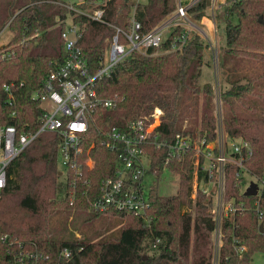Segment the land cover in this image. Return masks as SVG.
<instances>
[{
  "label": "trees",
  "instance_id": "1",
  "mask_svg": "<svg viewBox=\"0 0 264 264\" xmlns=\"http://www.w3.org/2000/svg\"><path fill=\"white\" fill-rule=\"evenodd\" d=\"M0 1V31L6 26L12 32L0 45V126L12 124L17 132L26 133L38 129L42 112L32 94L65 57L60 33L67 17L84 24L78 44L88 72L95 74L115 32L113 25L127 29L133 15L144 32L176 6V0H104L99 5L102 20H95L84 13L86 2L95 0H82L74 4L76 8L63 0ZM208 4L209 0H198L190 5V19L201 20ZM219 14L224 40L218 68L227 83L219 91L222 124L227 136L249 143L251 154L242 171L231 162L224 167L223 200L233 207L220 222L216 264H250L255 252L264 251V187L256 195H245L241 189L244 172L256 181L264 173V0H226ZM177 31L172 27L158 47L149 49L160 52L131 53L95 78L97 96L113 105L93 110L74 166L59 170L61 138L53 131L38 133L9 163L0 196V233L47 252L48 258L41 256L38 264H64L60 251L65 248L74 257L73 264H85L83 258L90 256L94 264H213L212 202L199 191L191 197V150L178 154L165 145L146 146L155 178L144 215L90 205L117 159V151L102 143L110 127L125 129L129 120L143 117L149 123L157 107L160 125L150 133L152 138L168 139L177 132L215 138L213 84L199 82L208 43L194 31L186 45L172 49ZM87 158L93 159L92 165L85 164ZM166 160V167L178 175L177 190L168 195L161 194L157 184ZM76 213L82 217L76 227L80 236L61 237L55 219L60 216L66 223L72 216L73 222ZM96 243L99 247L93 250ZM202 247L205 253L200 252Z\"/></svg>",
  "mask_w": 264,
  "mask_h": 264
},
{
  "label": "built area",
  "instance_id": "2",
  "mask_svg": "<svg viewBox=\"0 0 264 264\" xmlns=\"http://www.w3.org/2000/svg\"><path fill=\"white\" fill-rule=\"evenodd\" d=\"M196 1L198 0L183 4L178 0L173 15L144 32L141 31L140 22L133 15L127 29L113 25L115 32L108 39L102 65L95 74L88 72L86 58L78 44L84 24L71 20L66 23L60 33L65 57L50 70L40 88L32 94L42 107L38 129L26 133L17 132L12 124L0 126V196L6 184L9 163L42 131H53L60 136L58 159L64 167V172L69 166L75 165L74 156L80 153L79 144L87 132L93 110L96 106L113 105L111 100L97 96L93 85L96 77L106 74L111 67L131 53L155 54L156 50L149 49L158 47L172 27L179 28L172 37L170 46L172 49H181L186 45L194 31L205 37L204 30L191 20L187 13V8ZM210 1L212 5L214 1L219 0ZM67 6L76 8L73 4ZM102 12V8L98 6L91 12L84 13L92 19L102 20ZM4 88L8 89L9 86L5 85ZM215 95L219 100V94ZM160 115L161 110L155 107L151 113L152 121L149 123L147 117L134 118L128 121L125 129L112 126L106 131V138L102 143L117 151V159L111 175L101 180L99 193L92 197L90 205L98 210L114 207L144 215L150 204L148 199L150 184L145 186L144 179L147 174L155 178L146 146L165 145L171 153L178 154L191 150L193 151L191 197L194 198L199 191L212 202L211 210L215 221L213 234L217 233V239L213 240H217L219 244L221 219L233 207L232 202L223 200L224 167L227 162H231L242 171L244 159L251 154L249 143L242 138L227 136L219 106H216V113L214 111L216 136L213 140H207L205 137L194 138L181 132L169 135L168 139H154L150 133L159 127ZM167 163L166 160L165 167ZM85 164L92 165L93 159L87 158ZM165 169L171 172L168 167ZM256 183L258 194L260 187H264V173ZM0 251V264H38L41 256L48 258V253L38 250L34 243L22 244L16 239H11L6 233H0ZM60 255L65 259L64 264H73L74 257L68 249L61 250Z\"/></svg>",
  "mask_w": 264,
  "mask_h": 264
},
{
  "label": "rangeland",
  "instance_id": "3",
  "mask_svg": "<svg viewBox=\"0 0 264 264\" xmlns=\"http://www.w3.org/2000/svg\"><path fill=\"white\" fill-rule=\"evenodd\" d=\"M63 1L74 3L76 5V3H79L82 0H63ZM97 1L99 0H95L94 2H91L90 5H89V2H86L87 7H84V10L91 12L94 9ZM138 1L141 3H144L147 0H138ZM181 1L183 4H188L190 2V0H181ZM223 2L224 1H214V3L211 5V1H209V5L205 9L204 17L199 21H194L204 30L205 37L203 36L202 37L208 43V47L204 49V63L201 67L202 72L199 78V82L200 83H204L206 81L211 82L213 84L215 94L216 93L219 94L220 88L223 85L224 86L227 85V83L225 82L223 78L222 71L218 68V58L220 56L219 49L224 40V27H223L224 24L221 23L219 19V15H220L219 13H220L221 6L223 5L222 4ZM171 15H173V11L168 16H171ZM67 18L69 19V21L71 20L70 17H67ZM11 36H12V32L6 26H4L2 30L0 31V45L5 44L11 38ZM158 52L160 51L159 50L155 51V53H158ZM215 59H216V63H215ZM206 61L208 63H206ZM214 104H215V108H214L215 113H216V106H219L220 111H221V107H222L221 100L220 99L218 100L216 95L214 96ZM57 164H58L59 170L61 172H64V167L61 164L60 159H58ZM243 177L245 181L241 186L242 190H244V188L250 183V181L252 180L255 181V178L247 172H244ZM157 179H158L157 180L158 191L161 194L168 195V194H173L176 192L177 187H178V175L177 174L175 173L172 174V172H169L167 169H163L162 173L160 174L159 177H157ZM144 180H145V186H147L150 183H152L154 178L151 175L147 174ZM76 214L77 215L74 214L73 222L71 220L72 216H69V220L66 221V223L63 222L60 216H57V218L55 219V224L59 226L58 231L61 237H71L72 234L76 236H80L76 227L81 225L82 217H81V213H76ZM213 238L217 239V233L213 234ZM98 247H99L98 243L94 244L93 250L98 249ZM218 247L219 245H218L217 240L216 241L214 240V245L212 246L210 250V252H212L213 264H216ZM199 250L200 252L202 251V253L206 252L205 247H202V250L201 248H199ZM192 256H193V247L191 245L189 249L188 262L191 261ZM92 258L93 256H90V258H83V260L85 261V264H94ZM250 264H264V251L255 252L252 256V260Z\"/></svg>",
  "mask_w": 264,
  "mask_h": 264
},
{
  "label": "water",
  "instance_id": "4",
  "mask_svg": "<svg viewBox=\"0 0 264 264\" xmlns=\"http://www.w3.org/2000/svg\"><path fill=\"white\" fill-rule=\"evenodd\" d=\"M60 173V172H59ZM257 190H258V185L256 183V181H250V183L246 186L245 190H244V194L245 195H256L257 194ZM259 231L263 230V222H260L259 224Z\"/></svg>",
  "mask_w": 264,
  "mask_h": 264
},
{
  "label": "crops",
  "instance_id": "5",
  "mask_svg": "<svg viewBox=\"0 0 264 264\" xmlns=\"http://www.w3.org/2000/svg\"><path fill=\"white\" fill-rule=\"evenodd\" d=\"M101 1H104V0H99V1H97V3H96V5H95V7L94 8H96V7H98L100 4H101ZM138 1V0H137ZM178 0H176V2H177ZM192 1H195V0H190V2H192ZM210 1V0H209ZM219 1H224L222 4H224L225 3V1L226 0H219ZM66 2V1H65ZM67 4H73L74 5V3H70V2H66ZM209 5V4H208ZM208 7V6H207ZM206 7V8H207ZM164 20V19H163ZM68 21H69V19L67 18L66 20H65V23H68ZM57 161H58V157H57Z\"/></svg>",
  "mask_w": 264,
  "mask_h": 264
}]
</instances>
